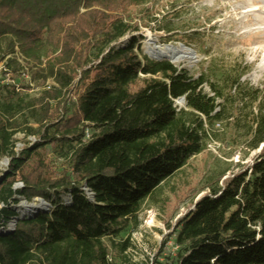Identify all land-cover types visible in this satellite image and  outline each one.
Returning a JSON list of instances; mask_svg holds the SVG:
<instances>
[{
    "label": "trees",
    "instance_id": "1",
    "mask_svg": "<svg viewBox=\"0 0 264 264\" xmlns=\"http://www.w3.org/2000/svg\"><path fill=\"white\" fill-rule=\"evenodd\" d=\"M150 1L0 0V67L19 74L20 54L42 88L28 100L17 90L30 86L0 81V166L10 161L0 171V264H113L107 241L130 264L131 240L115 242L140 226L144 203L208 142L239 139L258 156L211 180L174 228L169 264H264V90L243 83L252 67L238 60H215L194 77L144 56L126 17ZM170 23L160 32L173 34ZM202 38L186 33L181 42ZM18 134L34 139L19 153ZM48 154L67 168L57 173ZM19 199L51 208L20 215Z\"/></svg>",
    "mask_w": 264,
    "mask_h": 264
},
{
    "label": "rangeland",
    "instance_id": "2",
    "mask_svg": "<svg viewBox=\"0 0 264 264\" xmlns=\"http://www.w3.org/2000/svg\"><path fill=\"white\" fill-rule=\"evenodd\" d=\"M257 7V11L253 8ZM127 22L139 29L134 37L140 38V47L144 56L149 58L153 48H184L193 54L191 61L183 60L178 63L171 62L179 70H186L192 76L199 77L206 72L215 60L243 62L244 66H251V73L243 79V83L251 87L264 90V0H151L146 6L131 8ZM171 20L170 25L175 31L168 35L160 32V28ZM200 32V44L187 46L181 39L186 33ZM131 37H126L118 47L126 46ZM171 39L172 42H166ZM23 71L13 74L10 70L8 76L4 73L3 65L0 67V81L3 85L23 87L30 86L31 91L18 89L21 98H38L42 88L38 82H33L31 72L33 65L25 63L20 54L16 56ZM155 61V60H152ZM25 73V77L19 76ZM50 85V84H48ZM208 92V89L206 88ZM79 90H75L72 100L75 102ZM176 106L184 108V103L177 101ZM216 129H221L217 127ZM95 132L89 131V136ZM229 130L221 132L230 137ZM225 137V138H226ZM17 153L27 140L22 134L15 137ZM232 142V141H231ZM238 144H221L214 141L207 143L206 151L193 158L187 167L167 182L151 199L142 206L138 228L130 229L116 240L121 244L127 239L131 240L132 248L125 254L130 264H169L178 248L175 245L174 228L180 219L192 210L195 203L209 193L207 187L221 175L227 177L248 169L258 156L259 152H249L244 140ZM57 173L67 168V163L53 154H48ZM9 160L4 159L0 171L8 169ZM225 178V179H226ZM18 183L15 189H22ZM14 210L20 215L27 216L29 211L48 205L41 199L29 203L19 199ZM42 210H38L37 212ZM14 223V222H11ZM11 228L14 227L10 224ZM110 250L113 264H127L124 256L114 248L112 243L106 242Z\"/></svg>",
    "mask_w": 264,
    "mask_h": 264
},
{
    "label": "bare ground",
    "instance_id": "3",
    "mask_svg": "<svg viewBox=\"0 0 264 264\" xmlns=\"http://www.w3.org/2000/svg\"><path fill=\"white\" fill-rule=\"evenodd\" d=\"M258 8L254 7L253 11H257ZM193 54L184 48H173V47H165V48H153L149 52V57L152 60H159V61H171L173 63H178L183 60L191 61ZM38 210H44L43 207L38 208ZM29 211L28 215H33L37 213V211ZM40 212V211H39Z\"/></svg>",
    "mask_w": 264,
    "mask_h": 264
},
{
    "label": "built area",
    "instance_id": "4",
    "mask_svg": "<svg viewBox=\"0 0 264 264\" xmlns=\"http://www.w3.org/2000/svg\"><path fill=\"white\" fill-rule=\"evenodd\" d=\"M84 191L86 192V194H87V196L91 199L92 197H93V195L87 190V189H84ZM50 208H51V206L48 204V205H45V209L43 210V211H49L50 210ZM11 224H13L14 225V227L13 228H11V227H9L8 226V231H13L14 229H15V223H11Z\"/></svg>",
    "mask_w": 264,
    "mask_h": 264
},
{
    "label": "water",
    "instance_id": "5",
    "mask_svg": "<svg viewBox=\"0 0 264 264\" xmlns=\"http://www.w3.org/2000/svg\"><path fill=\"white\" fill-rule=\"evenodd\" d=\"M156 62H162V61H159V60H155ZM165 61V60H164ZM179 102L181 103H184V99L180 100Z\"/></svg>",
    "mask_w": 264,
    "mask_h": 264
}]
</instances>
